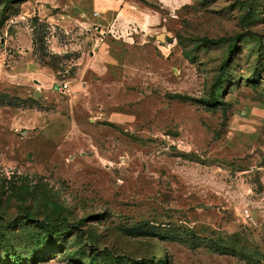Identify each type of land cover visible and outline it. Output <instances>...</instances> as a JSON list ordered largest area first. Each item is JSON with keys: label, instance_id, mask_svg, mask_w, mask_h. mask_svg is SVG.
<instances>
[{"label": "rangeland", "instance_id": "obj_1", "mask_svg": "<svg viewBox=\"0 0 264 264\" xmlns=\"http://www.w3.org/2000/svg\"><path fill=\"white\" fill-rule=\"evenodd\" d=\"M122 1L102 65L90 0L0 21V232L77 226L40 264H264V0Z\"/></svg>", "mask_w": 264, "mask_h": 264}, {"label": "trees", "instance_id": "obj_2", "mask_svg": "<svg viewBox=\"0 0 264 264\" xmlns=\"http://www.w3.org/2000/svg\"><path fill=\"white\" fill-rule=\"evenodd\" d=\"M23 1L25 0H0V3H3V6L0 10V21H2L1 23L6 21L11 15H15V16L18 15L20 13V4ZM263 47H264V43H263ZM218 85L219 84L217 83V86ZM168 97L182 101H197V102L203 101L207 105L215 104L218 102L216 98V91H212L209 98L206 100L204 99L200 100L198 98H193L181 93H173L168 95ZM79 223L82 224L83 220H80ZM35 227L37 229L36 234L35 233L32 234L30 239H28L29 241H31V244L28 247L30 249L27 255L18 253L17 248H15L16 246L13 243H11L9 238H7L3 232H0V247L5 245V251H8V255H7L8 258L0 263L40 264L42 262H46L56 253V251L52 248L47 249L48 241L51 239H55L57 235L65 231L68 227L76 228V229L78 228L77 226H49L47 223ZM54 246L59 247V243L54 244L52 247ZM218 249H220V251L224 254L235 253V250H233L232 248L221 247ZM60 252L61 255L65 257L70 264H98L95 255L89 256L88 261L83 263L80 262L81 258L78 255H74L71 251L67 249H63ZM110 259H112L111 260L112 264H125L123 263V260L118 256H115L114 258L110 256ZM126 264H135V263H126ZM154 264H167V260L165 258L154 259Z\"/></svg>", "mask_w": 264, "mask_h": 264}, {"label": "crops", "instance_id": "obj_3", "mask_svg": "<svg viewBox=\"0 0 264 264\" xmlns=\"http://www.w3.org/2000/svg\"><path fill=\"white\" fill-rule=\"evenodd\" d=\"M29 2L32 0H28ZM34 2V10L39 11L41 1L43 0H33ZM90 10L87 11L88 15L86 14L87 12L81 11L79 14L81 15L82 19L90 18L92 21L89 23H86L83 21L85 24H93L96 26H101L104 27L103 24H108L107 17L112 14L113 12H118V14H123L126 13L127 6L125 3H123L122 0H90ZM48 2H45V5H47ZM76 7V6H75ZM73 7V8H75ZM77 9H73L75 11ZM128 15V14H127ZM73 19L75 18L73 15L66 14V13H55V14H49L46 17V21H54L58 22V20H63L67 21L68 19ZM103 23V24H101ZM107 27V26H105ZM109 45L104 42L96 47L93 48L92 52L90 53V57L93 60L94 63H97V65H102L106 61L110 60V55L108 51ZM101 59V63L99 64V61ZM99 67V66H98Z\"/></svg>", "mask_w": 264, "mask_h": 264}, {"label": "built area", "instance_id": "obj_4", "mask_svg": "<svg viewBox=\"0 0 264 264\" xmlns=\"http://www.w3.org/2000/svg\"><path fill=\"white\" fill-rule=\"evenodd\" d=\"M95 44L98 46L105 42L108 37L109 29L107 27H101L95 25ZM67 82H61L57 85V89L67 91L69 89Z\"/></svg>", "mask_w": 264, "mask_h": 264}, {"label": "water", "instance_id": "obj_5", "mask_svg": "<svg viewBox=\"0 0 264 264\" xmlns=\"http://www.w3.org/2000/svg\"><path fill=\"white\" fill-rule=\"evenodd\" d=\"M159 38L163 39V35H162V34H160V35H159ZM55 88H57V85L55 86ZM38 94H39V92H38V91H36V92L34 93V96H37Z\"/></svg>", "mask_w": 264, "mask_h": 264}]
</instances>
